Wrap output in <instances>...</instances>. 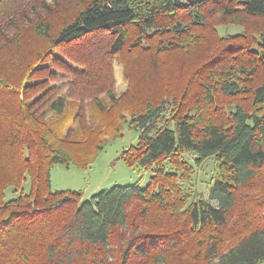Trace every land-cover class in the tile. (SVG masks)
I'll return each instance as SVG.
<instances>
[{
	"label": "trees",
	"instance_id": "16d2710c",
	"mask_svg": "<svg viewBox=\"0 0 264 264\" xmlns=\"http://www.w3.org/2000/svg\"><path fill=\"white\" fill-rule=\"evenodd\" d=\"M117 119L147 184L52 190ZM210 159L206 200L192 181ZM260 263L264 0H0V264Z\"/></svg>",
	"mask_w": 264,
	"mask_h": 264
},
{
	"label": "rangeland",
	"instance_id": "374dc122",
	"mask_svg": "<svg viewBox=\"0 0 264 264\" xmlns=\"http://www.w3.org/2000/svg\"><path fill=\"white\" fill-rule=\"evenodd\" d=\"M115 86L114 92L119 97L126 91L127 83L123 79V72L120 65H114ZM68 78L70 75L62 74ZM100 98H103L101 96ZM105 100V98H104ZM78 101L75 103L77 104ZM107 102V99L105 100ZM85 110L90 117L94 118L95 110L92 105L86 102ZM76 108L71 104L67 107L66 115H73ZM128 120V118L126 117ZM95 124V122L93 123ZM74 127L72 120L63 128L62 134L67 129ZM137 133L129 130L126 123L121 119H117L111 129L105 132V146L103 150L95 153L91 165L86 170L79 169L74 166L64 167L63 165H55L50 172L52 190H71L82 192V201L89 200L93 195L104 190H110L113 186H132L138 184L144 187L151 175V172L138 171L135 167H129L123 164L120 159L121 151L126 150L135 144ZM167 171L170 170L169 165H165ZM218 169L213 159L208 160L202 167L195 171L192 186L206 200L211 189V183L218 179ZM27 190V184L25 185ZM7 192L6 200L12 198ZM262 264V263H260Z\"/></svg>",
	"mask_w": 264,
	"mask_h": 264
}]
</instances>
